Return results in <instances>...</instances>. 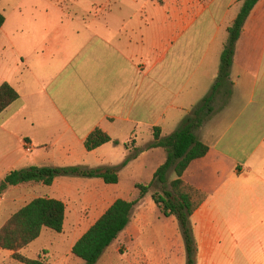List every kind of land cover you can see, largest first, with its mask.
Returning a JSON list of instances; mask_svg holds the SVG:
<instances>
[{"label": "crops", "instance_id": "crops-1", "mask_svg": "<svg viewBox=\"0 0 264 264\" xmlns=\"http://www.w3.org/2000/svg\"><path fill=\"white\" fill-rule=\"evenodd\" d=\"M97 1L78 0L75 14L58 0L0 5L6 19L0 86L19 93L0 114V185L31 167L119 168V182L61 176L51 186H12L0 194V214L48 198L64 202L67 212L90 208L97 221L116 200H137L135 185L149 184L167 160L164 149L149 148L154 129L170 136L209 95L242 6L241 0H104L93 10ZM230 81V97L218 93L195 132L209 152L183 175L206 196L191 223L202 260L206 242H260L264 259V0L242 29ZM96 129L118 144L88 152L85 141ZM162 218L147 195L120 237L136 248L184 242L177 219ZM246 229L262 239H246Z\"/></svg>", "mask_w": 264, "mask_h": 264}, {"label": "trees", "instance_id": "trees-1", "mask_svg": "<svg viewBox=\"0 0 264 264\" xmlns=\"http://www.w3.org/2000/svg\"><path fill=\"white\" fill-rule=\"evenodd\" d=\"M260 0H241L242 6L237 18L229 28V37L221 55L219 74L211 92L195 108L181 127L170 136L161 138V130L154 129L155 142L149 148H162L167 153L166 162L154 174L149 184H136L139 198L134 201L116 200L94 225L74 244L71 253L85 264H98L104 253L120 237L131 223L136 206L147 195H151L161 215L175 217L179 223L185 243L187 264H195L198 251L194 238L191 218L206 196L195 187L186 184L183 175L190 164L204 158L209 147L199 141L195 132L203 126L213 112L212 103L222 90L231 95L230 71L233 64L236 45L242 29L254 7ZM163 4V0H157ZM5 16L0 12V32L5 24ZM19 99V93L8 83L0 86V114ZM113 142L109 135L96 129L85 141V148L92 152L103 145ZM130 158L123 163L126 166ZM119 168L85 169L82 167L49 168L31 167L13 171L0 185V194L9 187L35 182L51 186L57 177H81L102 179L107 185L119 182ZM174 171L175 179L168 181V175ZM67 207L56 199L37 198L13 214L0 228V251L12 252V259L19 264H46L42 258L30 259L19 253L36 242L44 230L62 234L65 227Z\"/></svg>", "mask_w": 264, "mask_h": 264}, {"label": "rangeland", "instance_id": "rangeland-1", "mask_svg": "<svg viewBox=\"0 0 264 264\" xmlns=\"http://www.w3.org/2000/svg\"><path fill=\"white\" fill-rule=\"evenodd\" d=\"M16 0H0V5H6ZM78 0H58L60 6L68 14H75L74 4ZM100 1L93 6L96 9ZM109 3V0H107ZM109 9V8H108ZM131 179V177H129ZM175 178L172 170L168 175V181ZM122 184L129 185L122 176ZM146 184V183H144ZM130 195V193H127ZM2 208L0 207V213ZM72 208L67 212L64 231L58 234L44 230L41 237L26 249L19 253L30 259L42 258L46 264H85L84 261L74 257L71 249L74 244L88 231L91 225L99 217L93 214L90 208L80 210ZM12 214H0V228L8 221ZM162 220H166L162 218ZM181 231V230H180ZM182 234V233H181ZM246 239L257 241L262 235L253 231H244ZM197 243V242H196ZM204 258L200 257V251L195 256V264H264L260 242H206ZM237 244V255L227 258L229 249ZM136 248L131 242H123L122 237L104 253L98 264H187V255L184 242H141ZM198 247V245H197ZM141 253V254H138ZM12 252L0 251V264H19L12 259ZM231 256V255H230Z\"/></svg>", "mask_w": 264, "mask_h": 264}]
</instances>
